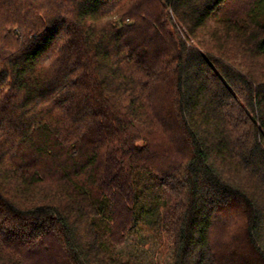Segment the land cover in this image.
I'll use <instances>...</instances> for the list:
<instances>
[{"label":"trees","instance_id":"obj_1","mask_svg":"<svg viewBox=\"0 0 264 264\" xmlns=\"http://www.w3.org/2000/svg\"><path fill=\"white\" fill-rule=\"evenodd\" d=\"M0 264H264V0H0Z\"/></svg>","mask_w":264,"mask_h":264},{"label":"rangeland","instance_id":"obj_2","mask_svg":"<svg viewBox=\"0 0 264 264\" xmlns=\"http://www.w3.org/2000/svg\"><path fill=\"white\" fill-rule=\"evenodd\" d=\"M232 216L234 217V214ZM230 222L231 220H228L227 223L225 222L224 224H222L220 229H215L214 231V242L218 247L223 246L224 243L230 238V236L233 237V235H236L235 237H238L241 235L238 231L240 225L236 224V222Z\"/></svg>","mask_w":264,"mask_h":264}]
</instances>
